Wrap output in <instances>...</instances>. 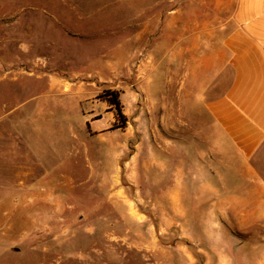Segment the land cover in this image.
<instances>
[{
    "label": "rangeland",
    "instance_id": "rangeland-1",
    "mask_svg": "<svg viewBox=\"0 0 264 264\" xmlns=\"http://www.w3.org/2000/svg\"><path fill=\"white\" fill-rule=\"evenodd\" d=\"M215 9L0 0V264H264V191L190 177L239 165L189 156L200 119L165 22Z\"/></svg>",
    "mask_w": 264,
    "mask_h": 264
},
{
    "label": "crops",
    "instance_id": "crops-1",
    "mask_svg": "<svg viewBox=\"0 0 264 264\" xmlns=\"http://www.w3.org/2000/svg\"><path fill=\"white\" fill-rule=\"evenodd\" d=\"M215 8L201 10L197 22L190 11H172L165 22L167 50L183 60V111L200 119L199 137L186 144L189 156L197 149L198 161L209 154L217 166L223 161L219 156L229 154L239 165L229 176L215 167L190 177H228L237 194L263 192L256 164L264 150V0H215ZM158 18L144 28L152 36L163 16ZM185 186L174 183L173 192Z\"/></svg>",
    "mask_w": 264,
    "mask_h": 264
},
{
    "label": "trees",
    "instance_id": "trees-1",
    "mask_svg": "<svg viewBox=\"0 0 264 264\" xmlns=\"http://www.w3.org/2000/svg\"><path fill=\"white\" fill-rule=\"evenodd\" d=\"M119 116L123 117V114L121 112V108L118 109Z\"/></svg>",
    "mask_w": 264,
    "mask_h": 264
}]
</instances>
